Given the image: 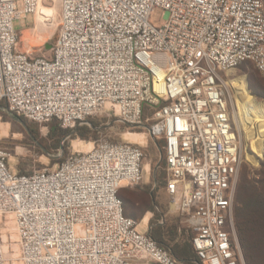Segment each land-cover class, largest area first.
Wrapping results in <instances>:
<instances>
[{
	"label": "built area",
	"instance_id": "obj_1",
	"mask_svg": "<svg viewBox=\"0 0 264 264\" xmlns=\"http://www.w3.org/2000/svg\"><path fill=\"white\" fill-rule=\"evenodd\" d=\"M55 5L51 57L18 51L14 21ZM245 63L264 76L262 0H0V103L64 129L114 115L161 139L164 192L200 264H244L233 219L240 143L219 73ZM144 158L103 140L18 175L0 148V224L16 235L9 247L0 226V264H177L118 197L142 183Z\"/></svg>",
	"mask_w": 264,
	"mask_h": 264
},
{
	"label": "rangeland",
	"instance_id": "obj_2",
	"mask_svg": "<svg viewBox=\"0 0 264 264\" xmlns=\"http://www.w3.org/2000/svg\"><path fill=\"white\" fill-rule=\"evenodd\" d=\"M262 2L264 7V0ZM51 9H53L52 12L49 10L44 15L39 12L24 20L14 21V28L18 30L19 35L16 47L18 51L30 57H51V47L59 29V7L55 5ZM163 15L160 10H155L151 15V21L163 23ZM219 75L220 84L224 89L233 126L237 131L240 143V167L236 182L238 188L243 166H247L250 170L261 167V161L264 158V135L260 136L261 121H252L244 129L238 128L235 124V115L238 112L237 101L240 98L238 89L231 84L243 78L248 95L257 103L264 104V76L249 63L220 72ZM146 112L148 114V110ZM28 126L32 127L31 132L28 130ZM78 126L89 129L86 132L87 139L72 140L70 135H65L61 140V145L64 143L67 145L65 150L48 151L45 148L47 146L45 139L48 134V125H39L20 119L8 112L5 103H0V148L8 153V165L12 172L18 174V168H22L25 173L45 167L53 168L73 151H87L93 143L98 141L132 143L140 147L145 156L143 161L144 177L142 183L123 187L119 190L118 195L123 202L125 215L134 219L138 225L137 229L142 232H147V228L151 229L157 224L156 214L152 213L153 209L160 217L164 218L167 225H177L182 229H187L185 218L172 208L171 199L163 189L164 163L161 139L151 137L144 128L127 126L119 122L116 116L107 117L105 113L93 116ZM257 138L261 139L259 153L254 152L251 147V142ZM236 187L233 199V219H235ZM0 226L3 229L6 243L10 247V239H16L13 223L10 221L2 222ZM234 232L240 248L235 223ZM11 246L15 248L14 244ZM255 256L257 264H264V244H261ZM243 261L246 264L244 258ZM177 264L182 263L177 262Z\"/></svg>",
	"mask_w": 264,
	"mask_h": 264
},
{
	"label": "trees",
	"instance_id": "obj_3",
	"mask_svg": "<svg viewBox=\"0 0 264 264\" xmlns=\"http://www.w3.org/2000/svg\"><path fill=\"white\" fill-rule=\"evenodd\" d=\"M18 118L23 119L22 117ZM45 125H48V134L45 139L47 142L45 148L48 151L65 150L66 143L61 145V140L65 135H70L72 140L88 138L86 132L89 129L87 127L78 126L75 129H64L55 119ZM27 128L31 132L32 127L28 126ZM18 172V175L31 173H25L22 168H18ZM234 210V223L242 256L246 264H257L256 252L261 244H264V158L259 169L250 170L247 166L242 167ZM152 213L157 217V224L148 231L152 240L169 252L176 262L200 264L191 245L192 234L190 231L177 225H167L164 218L160 217L154 209Z\"/></svg>",
	"mask_w": 264,
	"mask_h": 264
},
{
	"label": "bare ground",
	"instance_id": "obj_4",
	"mask_svg": "<svg viewBox=\"0 0 264 264\" xmlns=\"http://www.w3.org/2000/svg\"><path fill=\"white\" fill-rule=\"evenodd\" d=\"M52 12L51 8H40V14ZM231 85H234L238 89L239 100L237 101L238 112L235 115V124L238 128L244 129L247 124H251L252 121H261L260 125V136L264 135V104L257 103L254 101L246 91V86L244 79L238 80ZM256 123V122H255ZM237 129V128H236ZM251 147L254 152H260L261 149V139L257 138L251 142Z\"/></svg>",
	"mask_w": 264,
	"mask_h": 264
},
{
	"label": "crops",
	"instance_id": "obj_5",
	"mask_svg": "<svg viewBox=\"0 0 264 264\" xmlns=\"http://www.w3.org/2000/svg\"><path fill=\"white\" fill-rule=\"evenodd\" d=\"M17 30V29H16ZM18 31V30H17ZM164 186V185H163ZM164 189V188H163ZM171 206H172V208H174L173 207V204H170ZM130 218V217H129ZM148 229V231L150 230L149 228H147ZM148 231H147V233H148ZM171 255V254H170Z\"/></svg>",
	"mask_w": 264,
	"mask_h": 264
}]
</instances>
